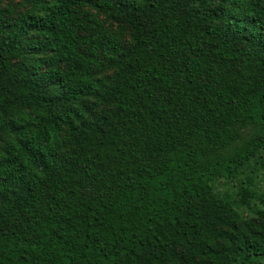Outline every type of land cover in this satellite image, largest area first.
<instances>
[{
  "label": "trees",
  "instance_id": "obj_1",
  "mask_svg": "<svg viewBox=\"0 0 264 264\" xmlns=\"http://www.w3.org/2000/svg\"><path fill=\"white\" fill-rule=\"evenodd\" d=\"M261 149L264 0H0V264L263 255L211 186Z\"/></svg>",
  "mask_w": 264,
  "mask_h": 264
},
{
  "label": "rangeland",
  "instance_id": "obj_2",
  "mask_svg": "<svg viewBox=\"0 0 264 264\" xmlns=\"http://www.w3.org/2000/svg\"><path fill=\"white\" fill-rule=\"evenodd\" d=\"M215 196L230 207L231 221H238V229L249 230L257 212L264 210V149L246 165L233 172L230 179L217 178L211 182ZM236 264H264L263 255L243 254Z\"/></svg>",
  "mask_w": 264,
  "mask_h": 264
}]
</instances>
